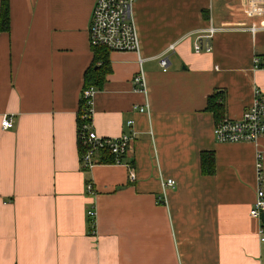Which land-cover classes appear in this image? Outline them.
<instances>
[{
    "label": "crops",
    "instance_id": "obj_1",
    "mask_svg": "<svg viewBox=\"0 0 264 264\" xmlns=\"http://www.w3.org/2000/svg\"><path fill=\"white\" fill-rule=\"evenodd\" d=\"M96 1L9 0V31H0V264H264V223L250 215L264 191V137L218 143L207 110L218 94L223 116L239 121L255 91L264 94V30L228 27L196 53L211 22L254 21L242 0H181L192 4L186 23L161 0H136L139 53L108 51L92 118L99 136L132 142L121 164L103 156L84 170L78 114L95 59ZM140 73L146 93L133 83ZM203 152L215 157L214 175L202 174Z\"/></svg>",
    "mask_w": 264,
    "mask_h": 264
},
{
    "label": "built area",
    "instance_id": "obj_2",
    "mask_svg": "<svg viewBox=\"0 0 264 264\" xmlns=\"http://www.w3.org/2000/svg\"><path fill=\"white\" fill-rule=\"evenodd\" d=\"M243 13L254 21L246 23H235L215 27L212 22L210 26L199 33L194 43V51L201 53L211 51L210 40L220 31L226 28L248 30L255 35L264 30V0H242ZM136 0H97L93 9L90 35L94 47H103L111 52H135L139 53L140 42L135 24L132 20V8ZM176 44L171 45L165 54L175 52ZM164 55L160 59V65L164 71L169 67V59ZM136 91L146 93V82L144 75L140 73L134 78ZM96 93L94 87L85 89L82 99L86 102L87 109L80 116L82 124L78 126V139L81 149L82 169L90 170L99 162L103 156L113 158L114 164H121L127 155L132 138L121 135L117 138H106L99 136L93 129V99ZM143 112V109H140ZM132 125L133 122H129ZM14 127V120L11 116L5 115L2 118L3 130H10ZM215 139L221 144L256 143L264 137V94L256 90L254 102L248 114L239 121L229 120L224 117L217 122L214 129ZM134 171L130 174V179L135 181ZM167 185L175 187V181L169 180ZM88 192L94 194L92 185L88 186ZM250 215L256 219L264 217V191L259 189L257 200L251 209ZM97 213L88 210V218L92 226H96ZM93 228L92 233H95ZM260 234H264V226L260 229ZM262 241L264 239L262 238Z\"/></svg>",
    "mask_w": 264,
    "mask_h": 264
},
{
    "label": "trees",
    "instance_id": "obj_3",
    "mask_svg": "<svg viewBox=\"0 0 264 264\" xmlns=\"http://www.w3.org/2000/svg\"><path fill=\"white\" fill-rule=\"evenodd\" d=\"M10 25V6L9 0H1L0 6V31H9ZM95 54V59L92 66L87 70L84 78V89L94 87L95 89L103 88L107 76L110 74V64L108 59V50L103 47L93 48ZM220 95H215L211 97L208 101L207 110L214 114L216 118V123L224 118V104L219 101ZM87 109L86 102L81 98L80 109L78 114V126L82 124L80 116ZM79 140V139H78ZM80 147V144H79ZM80 149V148H79ZM81 151V149H80ZM103 162L113 163V158L106 157L102 159ZM215 157L211 153L203 152L201 154V170L204 175H214L215 174Z\"/></svg>",
    "mask_w": 264,
    "mask_h": 264
},
{
    "label": "rangeland",
    "instance_id": "obj_4",
    "mask_svg": "<svg viewBox=\"0 0 264 264\" xmlns=\"http://www.w3.org/2000/svg\"><path fill=\"white\" fill-rule=\"evenodd\" d=\"M236 2H239V0ZM159 4L164 5L162 7L163 11H170L173 15H179L181 19L184 21L183 23H186V20L187 21L189 20L188 17L190 16V10H191L192 4L189 5L187 2H184L181 0H170V1L161 0ZM233 4H234L233 2L230 3V5H233ZM159 10H160V5H159ZM219 12L222 14L228 15L230 14L231 11L230 12L226 11V9H224V6H221L219 9Z\"/></svg>",
    "mask_w": 264,
    "mask_h": 264
},
{
    "label": "water",
    "instance_id": "obj_5",
    "mask_svg": "<svg viewBox=\"0 0 264 264\" xmlns=\"http://www.w3.org/2000/svg\"><path fill=\"white\" fill-rule=\"evenodd\" d=\"M262 221H263V223H264V217H262Z\"/></svg>",
    "mask_w": 264,
    "mask_h": 264
}]
</instances>
